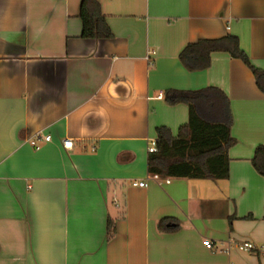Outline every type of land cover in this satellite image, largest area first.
<instances>
[{
    "label": "crops",
    "instance_id": "0c3cea01",
    "mask_svg": "<svg viewBox=\"0 0 264 264\" xmlns=\"http://www.w3.org/2000/svg\"><path fill=\"white\" fill-rule=\"evenodd\" d=\"M97 1L109 39L81 37L80 0H0V264H264V94L228 53L178 59L232 34L264 70V0ZM206 87L229 100L228 177L150 174L156 128L188 121L164 92Z\"/></svg>",
    "mask_w": 264,
    "mask_h": 264
},
{
    "label": "trees",
    "instance_id": "16d2710c",
    "mask_svg": "<svg viewBox=\"0 0 264 264\" xmlns=\"http://www.w3.org/2000/svg\"><path fill=\"white\" fill-rule=\"evenodd\" d=\"M79 18L82 38L112 37L97 0H80ZM214 52H225L231 58L242 61L253 74L257 88L264 94V70L251 64L235 35L187 43L178 54V59L185 69L198 71L209 67ZM164 98L170 105L186 104L188 121L179 127L176 136H172L166 127L156 128V149L148 154V172L163 178H227V149L235 141L230 136L232 117L226 95L216 87H206L200 90L168 89ZM251 163L264 176V145L255 148ZM106 229L107 239H111L114 234L111 219H107Z\"/></svg>",
    "mask_w": 264,
    "mask_h": 264
},
{
    "label": "built area",
    "instance_id": "2783aa9c",
    "mask_svg": "<svg viewBox=\"0 0 264 264\" xmlns=\"http://www.w3.org/2000/svg\"><path fill=\"white\" fill-rule=\"evenodd\" d=\"M50 136L49 135H44L41 132H37L35 133L32 137L29 138V144L34 147L35 149H38L41 145L42 142L45 141H49ZM72 146V140L67 138L63 140V147L64 148H71ZM156 149L155 145H151L148 147V152H154ZM143 182H134L133 185L138 186V187H142L143 186ZM203 245L207 248V249H211L213 247L212 242L210 240H203L202 241ZM236 248L240 249V250H244L247 252H255L256 248L254 247V245L250 242H241L235 245Z\"/></svg>",
    "mask_w": 264,
    "mask_h": 264
}]
</instances>
